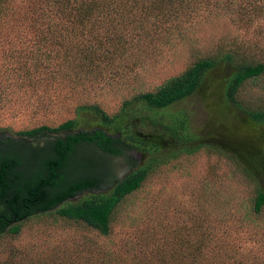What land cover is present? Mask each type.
<instances>
[{"label":"trees","instance_id":"16d2710c","mask_svg":"<svg viewBox=\"0 0 264 264\" xmlns=\"http://www.w3.org/2000/svg\"><path fill=\"white\" fill-rule=\"evenodd\" d=\"M31 14L42 26L41 40L53 48V75L61 76L75 92L110 85L126 70L145 68L142 59L132 58L150 53L160 43L184 42L203 22L228 19L250 28L264 20V0H31ZM248 47L220 44L215 51L197 54L182 73L153 90L134 94L115 114L98 103L78 100L75 116L57 126L42 124L14 136L0 132V144L10 146L0 151V193L11 207L10 217L18 214L17 222L52 214L110 236L127 199L151 175L170 160L202 148L225 156L255 183L251 216H260L264 185L257 180L264 174V103H248L242 92L250 79L264 74V60L257 44ZM217 70L225 76L212 78ZM210 76L209 93L218 96L209 102L210 114L227 128L219 144L195 133L186 112L165 111L197 92ZM148 125L153 128L149 134L143 131ZM15 147L36 153L37 162L28 171L22 169L23 159ZM89 150L93 158L78 159L82 174L70 176L72 162ZM39 151L44 152L41 157ZM135 152L145 155L138 166ZM124 163L134 169L119 177L117 167ZM97 166L106 167L108 175L92 174ZM105 185L107 191H101ZM82 192L88 193L70 201ZM21 228L0 223V235L6 231L19 235ZM215 240L205 237L199 226L195 237L180 238L179 247L169 259H162L163 264H204L200 258L206 254L211 264H241L238 250L225 249ZM0 264L21 263L13 252L0 257Z\"/></svg>","mask_w":264,"mask_h":264},{"label":"rangeland","instance_id":"374dc122","mask_svg":"<svg viewBox=\"0 0 264 264\" xmlns=\"http://www.w3.org/2000/svg\"><path fill=\"white\" fill-rule=\"evenodd\" d=\"M41 28L32 18L31 0L1 2L0 132L10 136L42 124L57 126L74 117L78 100L98 103L109 114H115L126 99L155 89L182 73L197 54L215 51L220 44H257L258 55L264 60V20L243 28L228 19H214L203 22L184 42L160 43L150 53L132 58L142 59L145 68L126 70L122 78L110 85L74 92L61 76L53 75V48L41 40ZM225 74L217 70L212 78L220 79ZM210 78L193 95L165 111L186 112L195 133L206 142L219 144L221 133L227 128L213 121L210 114L209 102L218 97L209 93L213 91ZM242 97L248 103H264V74L246 83ZM144 129L145 133L153 132L150 125ZM9 148L0 144V151ZM14 150L23 159L22 169L28 171L36 164V153L30 148ZM89 151L90 154L80 153L72 162L70 176L82 174L80 160L94 156ZM37 154L41 157L44 152ZM134 155L136 165L142 164L145 155ZM132 169L124 163L117 167V175L122 177ZM107 172L106 167L91 170L92 174L105 177ZM257 181L264 185V174ZM100 190L107 191V185ZM87 193L70 201L77 202ZM254 193L255 183L238 166L225 156L202 148L170 160L151 175L127 199L110 236H101L83 224L52 214H40L15 222L22 225L19 235L8 231L0 235V257L15 252L21 264H163L162 259H169L179 247L180 238L195 237L201 226L208 239L213 237L225 249L233 246L238 250L241 264H264V212L251 216ZM61 206L64 204L57 208ZM200 261L211 264L207 254Z\"/></svg>","mask_w":264,"mask_h":264},{"label":"flooded vegetation","instance_id":"af4514ba","mask_svg":"<svg viewBox=\"0 0 264 264\" xmlns=\"http://www.w3.org/2000/svg\"><path fill=\"white\" fill-rule=\"evenodd\" d=\"M0 192H3L2 186H0ZM10 214H11V207L4 200L3 195H1L0 193V223L1 224L7 223L8 226L13 225L16 222V218L18 217V214H15L14 218H11Z\"/></svg>","mask_w":264,"mask_h":264}]
</instances>
